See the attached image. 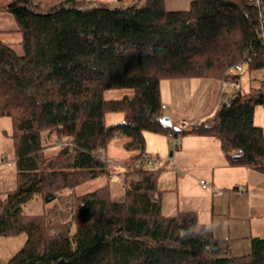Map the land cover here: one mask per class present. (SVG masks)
I'll list each match as a JSON object with an SVG mask.
<instances>
[{"label":"trees","instance_id":"obj_1","mask_svg":"<svg viewBox=\"0 0 264 264\" xmlns=\"http://www.w3.org/2000/svg\"><path fill=\"white\" fill-rule=\"evenodd\" d=\"M0 11L13 16L22 51L0 37V117L11 127L16 168L14 187L0 192V235H26L0 264H264V238L252 236L249 252L225 256L195 212L164 214L160 169L135 164L146 154L145 131L193 133L217 137L230 164L264 173L262 128L253 122L254 107L264 104L256 7L248 0H192L186 10H168L164 0L113 7L0 0ZM246 56L258 84L243 89L239 73L226 68ZM191 77L233 89L198 124L165 125L160 81ZM118 88L133 94L105 96ZM107 113L122 118L107 123ZM115 138L128 153L119 160L122 197L110 184L115 166L101 157ZM94 179L102 183L77 192ZM35 196L41 212L23 213Z\"/></svg>","mask_w":264,"mask_h":264},{"label":"rangeland","instance_id":"obj_2","mask_svg":"<svg viewBox=\"0 0 264 264\" xmlns=\"http://www.w3.org/2000/svg\"><path fill=\"white\" fill-rule=\"evenodd\" d=\"M34 1L39 3H53L58 0H34ZM130 2L131 0H105V2L103 3L113 7V6L127 5ZM15 28H16V24L13 16L8 12L0 11V30L2 31V33H0V37L5 41L10 42V44L14 47L16 52L21 54L22 53L21 47L18 43L20 40V34L17 31H15ZM238 73H239L238 85L241 88L248 89L250 85L256 86L258 84V78H253L251 74L247 72V67L242 68V70ZM159 87H160L161 103H164V107H165V109L163 110L164 115H167L169 118H171L173 125H178L181 128L184 127L183 123L185 122L192 124L193 121L195 120H202L205 117L203 116V114H205L208 110L211 109V107L214 104V101L217 100L216 98L220 94V90H221V87L217 83V81L198 78V77H191L189 79L188 78L176 79V80L162 79L159 83ZM223 88L226 94H229L233 89L231 85H227V84H224ZM132 94H133V90L131 88L110 89L105 92V96L107 98H119L122 97L123 95H132ZM121 118L122 115L120 113H107L105 115V120L107 123L119 121L121 120ZM253 122L256 125L261 126L263 139H264V104H258L254 107ZM10 131H11V127L8 119L5 117H0V192L12 189L15 185L16 168L13 161V151L11 147V140L9 137ZM51 136H52V140L54 141L55 135L51 134ZM171 137L172 136L170 134L145 131L144 132L145 152H146L145 155L159 158L160 161L154 167L159 168L161 170L164 167H166V172H168L167 174L168 176L171 173V171L176 172L177 173L176 175L178 176L177 179L179 180L180 176L183 175V172L181 170L178 171L179 168L177 169L172 164H174V156H173L174 152L177 151V149L175 148V144L176 146L177 145L180 146L179 144L182 143L183 136L174 135V138L176 139V143H174L171 140ZM121 142H122L121 138H115L110 142L106 151V155L109 158H117L118 160L122 161L127 156L128 153L121 147ZM57 150H58V144L47 147L44 150V153L45 155H51L53 153H56ZM170 151L172 152V155H169ZM2 156L6 157V159L10 161V165H5L4 163H2L1 161ZM115 168H116V172H114L113 176H111L110 184L113 187L112 188L113 191L117 190L115 195H117L118 197H122L121 196L122 187L120 181L121 178L120 175H118V173L122 171V166L118 164L115 166ZM239 168L243 169L241 171H238L239 174L245 175L244 174L245 168L242 167ZM253 172L254 171H252V173ZM256 174H264V173L257 170ZM208 182L210 183L211 187H215L214 191H218V192L221 191L219 189L220 186L218 187L216 185L211 184L210 181ZM101 183H102L101 179L89 180L86 183L82 184L76 190L77 192L87 191L89 189L96 187ZM160 185L162 186L163 189L170 188V186L167 184V181H165L164 185L162 183H160ZM184 191H185L184 188H182L180 185H178L177 189L175 190L179 198L182 194H184ZM165 192L170 193L169 190L168 191L165 190L163 194ZM168 193L166 195H168ZM21 211L23 213H28V214H36L41 212L40 198L38 196H35L26 203L22 204ZM169 211L170 210L166 205L162 206V212L164 214L171 215ZM216 211H217V207L213 210V223L215 226H217V228L215 227L217 231V238L219 239V241H222L223 238L220 236H223L225 233L222 228L225 227L228 221L232 220L231 217L232 215H234V213L231 212L229 216H227V213L225 215L224 214L219 215L217 214ZM206 216H208L207 219L210 221L212 216L210 217L209 215ZM216 218L217 220H215ZM25 238L26 235L24 232H20L17 234H10V235H0V260L2 262L6 261L16 250H18L22 246ZM249 250H247L246 252L235 253V254L241 255L247 253Z\"/></svg>","mask_w":264,"mask_h":264},{"label":"crops","instance_id":"obj_3","mask_svg":"<svg viewBox=\"0 0 264 264\" xmlns=\"http://www.w3.org/2000/svg\"><path fill=\"white\" fill-rule=\"evenodd\" d=\"M89 1L91 4L105 2V0ZM191 1L164 0V4L168 10H186ZM217 83L221 87V81H217ZM216 99L211 109L203 116L206 117L214 111L220 103L219 95ZM187 123L183 124L186 125ZM182 136V143L179 144L180 146H176L177 151L174 152V164L172 165L177 169L179 168L178 171L181 170L183 175L178 180L177 173L171 171L168 176L166 167L160 169L158 174L157 187L161 191V209L163 205H166L170 214L179 210L193 211L199 223H210L213 234L220 245L221 254L233 256L237 255L235 253L246 252L251 248L250 237L264 238V174H256L257 169L253 167L230 164L220 148L219 139L215 136L195 135L193 133H186ZM169 155H172L171 151ZM239 167L245 168V175L239 174L238 171L243 170ZM202 179L220 186L221 191L203 187L200 184ZM164 180L170 186L169 189H163L160 185V183L164 185ZM178 185L185 190L184 194L181 195L182 198L181 196L179 198L175 192ZM238 186L243 187L244 190L240 191ZM165 190H169L170 193L165 192L163 194ZM167 193L168 195H166ZM216 207V212L219 215L227 213L229 216L231 212L234 213L231 217L232 220L228 221L224 228L221 227L225 232L223 236H220L223 238L222 241L217 238L215 229L217 226L213 223V210ZM206 215L212 216L210 221Z\"/></svg>","mask_w":264,"mask_h":264},{"label":"built area","instance_id":"obj_4","mask_svg":"<svg viewBox=\"0 0 264 264\" xmlns=\"http://www.w3.org/2000/svg\"><path fill=\"white\" fill-rule=\"evenodd\" d=\"M254 7L257 8L258 12H259V27L257 28V32L260 38L264 39V35L262 32V23L264 22V15H263V10H264V4H263V0H248ZM250 57L246 56L242 61L240 62H236V63H232L230 64L227 68H226V73H238L242 70V68L246 67L248 65V63L250 62ZM224 84L227 85H231V82L229 81H221V90H220V94H219V99L220 102L225 100V96H224ZM162 108H164V105H162ZM199 121L195 120L193 121L192 124H198ZM191 123L184 125V128L187 129L189 128ZM172 137L171 140L176 143V139L174 138V134L169 133ZM175 148H176V144H175ZM101 157L104 158L109 164H111L112 166H116L119 164V160L117 158H109L106 154H101ZM2 163H4L5 165H10V161L7 160L6 158L2 157L1 158ZM160 161L159 158L156 157H151V156H147V155H143L139 158L136 159L135 164L136 165H141L144 167H154L158 162ZM200 184L203 187H210L211 189L215 190V187H211L209 182L206 180H200ZM240 191H243L244 188L241 186H238Z\"/></svg>","mask_w":264,"mask_h":264},{"label":"water","instance_id":"obj_5","mask_svg":"<svg viewBox=\"0 0 264 264\" xmlns=\"http://www.w3.org/2000/svg\"><path fill=\"white\" fill-rule=\"evenodd\" d=\"M160 120H161V122L164 123L165 125L172 126L171 120H170V118H169L167 115H163V116L160 118Z\"/></svg>","mask_w":264,"mask_h":264}]
</instances>
